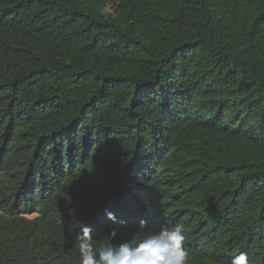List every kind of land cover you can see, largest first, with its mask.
Instances as JSON below:
<instances>
[{
  "label": "trees",
  "instance_id": "16d2710c",
  "mask_svg": "<svg viewBox=\"0 0 264 264\" xmlns=\"http://www.w3.org/2000/svg\"><path fill=\"white\" fill-rule=\"evenodd\" d=\"M80 222L264 264V0H0V264H79Z\"/></svg>",
  "mask_w": 264,
  "mask_h": 264
},
{
  "label": "clouds",
  "instance_id": "9594fccd",
  "mask_svg": "<svg viewBox=\"0 0 264 264\" xmlns=\"http://www.w3.org/2000/svg\"><path fill=\"white\" fill-rule=\"evenodd\" d=\"M106 220L116 223V214L105 211ZM145 221H140L141 227ZM81 235L76 245L79 264H188L184 225L162 226L158 231L136 236L119 244L113 243L116 230L94 241L92 229L80 222ZM231 264H249L247 252H239Z\"/></svg>",
  "mask_w": 264,
  "mask_h": 264
}]
</instances>
